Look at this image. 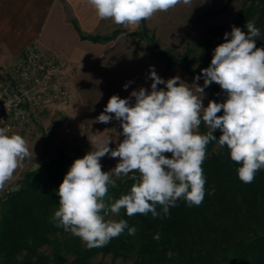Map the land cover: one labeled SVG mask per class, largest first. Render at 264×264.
<instances>
[{"label": "clouds", "instance_id": "clouds-1", "mask_svg": "<svg viewBox=\"0 0 264 264\" xmlns=\"http://www.w3.org/2000/svg\"><path fill=\"white\" fill-rule=\"evenodd\" d=\"M87 3L101 20L139 27L157 12L190 4L191 0ZM245 27L247 32L232 26L230 33H224V42L215 47L210 65L201 69L192 85L179 76L165 81L150 66V90L140 87L129 97L113 94L109 98L96 122L119 121L123 139L115 149L109 147L110 138L90 141L92 150L73 161L57 191L59 207L53 216L57 227L80 238L87 249L100 248L126 228L129 235H135V227H129L126 220L108 219L122 209L129 217L151 213L155 218L160 215L157 205L167 216L181 198L190 207L199 206L206 182L202 164L212 141L227 146L231 160L240 165V181H254L256 173L264 169V47L256 45L261 31L254 22ZM201 79L202 86L198 83ZM130 83L123 86L125 90ZM213 83L220 86L225 99L209 100L205 107V89ZM202 123L209 129L206 133L199 131ZM216 130L221 132L219 138L213 134ZM32 155L21 135L0 127V191ZM106 155L118 158L109 171H103L100 162ZM113 176L134 182L128 194L114 200L109 196V189L117 187ZM154 238L159 239V235Z\"/></svg>", "mask_w": 264, "mask_h": 264}, {"label": "trees", "instance_id": "trees-1", "mask_svg": "<svg viewBox=\"0 0 264 264\" xmlns=\"http://www.w3.org/2000/svg\"><path fill=\"white\" fill-rule=\"evenodd\" d=\"M223 1L219 12L233 2ZM241 1L234 21L206 27L201 45L211 58L215 47L224 42L225 32L230 33L232 26L247 32L249 21L261 31L257 47L264 45V0ZM123 32L144 41L152 58L176 65L191 77L200 75L201 71L190 64L189 51L177 56L162 48L146 20L141 21L139 31L81 37L105 43ZM200 130L207 132L203 124ZM213 134L219 138L221 132ZM75 159L64 154L55 157L29 172L20 189L0 199V264H95L93 260L99 255L132 264H264V169L256 173L252 183H243L237 174L240 165L231 160L227 146L215 141L207 146L202 164L205 195L199 206L190 207L181 198L167 216L157 205L160 215L155 218L151 213L129 217L122 209L116 217L135 227V235H129L126 228L106 246L93 249H87L80 238L53 221L59 207V185ZM133 183L130 179L116 181L117 187L109 189V196L114 200L128 194ZM157 234L159 239L154 238ZM45 247H50L51 253L43 252Z\"/></svg>", "mask_w": 264, "mask_h": 264}, {"label": "rangeland", "instance_id": "rangeland-1", "mask_svg": "<svg viewBox=\"0 0 264 264\" xmlns=\"http://www.w3.org/2000/svg\"><path fill=\"white\" fill-rule=\"evenodd\" d=\"M241 2V0H233L226 10L219 12L225 5L223 0H191L190 4L180 3L167 12H157L147 20V25L162 48L170 50L177 56H182L189 51L191 66L201 71L210 65L212 59L201 45L206 27L234 21L240 11ZM210 12L219 13L209 18L206 14ZM115 29L130 28L116 25L109 19H105L100 24L99 32L110 34ZM259 47H264V45ZM89 51L94 52L90 49ZM103 52V63L96 67L97 77L95 76L96 81L94 82L101 93L107 92L108 89H116L117 93L126 94L129 97L133 90H138L140 87L150 90L152 83L148 79L150 66H154L156 73L165 81L179 76L189 85L194 82V77L186 74L176 65L169 66L166 62L151 58L145 42H137L136 39L123 38L114 47L104 48ZM48 53L60 64L59 89L48 91L41 105L27 110L23 124L9 132V134L21 135L26 140L29 151L33 150L34 155L22 162V167L16 170L13 179L6 183L3 191H0V199L20 189L29 172L37 170L61 154L71 158H82L92 150L90 141L110 138L112 142L109 147L115 149L117 143L123 139L119 121L113 119L108 124L97 123L96 118H91V114L98 111L96 106H91V102L88 106L81 104V100L73 96L72 80L78 73V69L70 68V63L58 54L49 51ZM12 68L13 65L0 67L2 77L9 75ZM129 81L132 83L125 90L123 86ZM198 83L203 85L201 80ZM212 85L205 89L203 100L205 107L209 100L222 102V97H225L219 85L215 83ZM164 87L165 85H158V88ZM192 87L194 90L195 86ZM218 115H222V112ZM204 126L209 131L207 126ZM199 131L201 132L200 129ZM100 162L102 170L109 171L116 166L118 158L106 155ZM113 179L119 182L129 180L127 177L117 179L115 176ZM108 219L118 221L116 215H111ZM43 252L51 253V248L45 247ZM93 263L132 264L131 261L114 260L110 255L106 257L99 255Z\"/></svg>", "mask_w": 264, "mask_h": 264}, {"label": "crops", "instance_id": "crops-1", "mask_svg": "<svg viewBox=\"0 0 264 264\" xmlns=\"http://www.w3.org/2000/svg\"><path fill=\"white\" fill-rule=\"evenodd\" d=\"M104 21L87 0H0V67L14 65L32 44L58 54L70 63V68L78 69L72 80L73 96L81 100V104L88 106L91 102V106H96L98 111L91 114L95 119L113 94L128 97L117 93L116 89L101 93L94 83L96 67L103 63L104 48L114 47L123 38L144 42L124 32L105 43L82 39L81 35L106 37L116 30L135 32L141 27L140 23L139 27L115 29L104 34L99 32ZM89 49L94 52L90 53Z\"/></svg>", "mask_w": 264, "mask_h": 264}, {"label": "built area", "instance_id": "built-area-1", "mask_svg": "<svg viewBox=\"0 0 264 264\" xmlns=\"http://www.w3.org/2000/svg\"><path fill=\"white\" fill-rule=\"evenodd\" d=\"M60 64L37 44L17 59L9 75L0 73V127L9 132L23 124L27 110L41 105L48 91H57Z\"/></svg>", "mask_w": 264, "mask_h": 264}]
</instances>
